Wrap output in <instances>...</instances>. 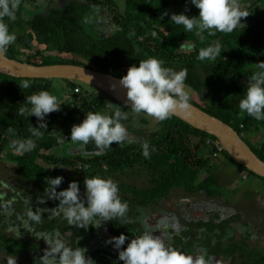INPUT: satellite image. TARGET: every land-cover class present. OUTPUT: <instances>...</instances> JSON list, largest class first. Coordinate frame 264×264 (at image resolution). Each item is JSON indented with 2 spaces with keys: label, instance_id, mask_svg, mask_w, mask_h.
<instances>
[{
  "label": "trees",
  "instance_id": "16d2710c",
  "mask_svg": "<svg viewBox=\"0 0 264 264\" xmlns=\"http://www.w3.org/2000/svg\"><path fill=\"white\" fill-rule=\"evenodd\" d=\"M71 1L48 14L33 12L29 16L25 13V4H34L37 0H20L16 19L3 18L10 33L16 36L15 43L8 47L5 56L33 66H82L120 79L127 75L130 67H138L141 60L148 58L163 60L164 67L177 72L187 69L185 84L201 100V105L190 101L191 104L229 125L264 162V135L257 146H250L245 137L256 134L264 121L241 114L239 109V102L244 98L252 75L264 63V24L242 27L232 33L217 31L210 35L205 32L202 40L195 31L185 32L183 26L171 22L173 14L168 10L167 1L124 0V11L110 20L115 32L103 35L95 24L85 22L91 10L97 6L105 7L102 1L87 0L86 4ZM216 41L222 45L221 56L215 60L198 59L200 50ZM184 43L192 47L191 53L179 52ZM54 80L57 79H26L0 72V189L4 185L12 187L7 189L9 194L5 203L11 205L13 219L25 223L26 227L25 235L8 233L4 226L5 217L2 218L0 264H8L10 259H16V264H42L40 259L47 248L45 241L39 239L40 233L59 231L73 248L86 249L96 228H79L62 215H53L52 210L59 206V201L45 195V178L59 176L64 177V182L57 192L66 190L71 182L76 181L84 201L86 179L100 177L119 185V196L127 202L128 211L124 218L104 224L109 234L115 237L123 234L128 238L120 251L144 233L143 228L134 222L141 209L158 207L173 199L204 198L219 205V209L210 212L202 223L209 264H213L215 259H219L220 264H264V246L259 243V238L264 240V230L254 226L261 220L252 219L254 225L249 223L251 226L247 228L246 237L232 238L230 233L235 225L248 227L250 219L239 214H226L221 206L224 202L229 206L230 199L223 193H236L238 175L248 174L262 181L263 185L264 179L236 163L225 150L212 158L219 165L211 168V160L202 157L203 149L214 152L215 145H207V141L220 143L174 116L159 121L158 130L146 139L139 138L131 144L114 143L111 148L101 151L90 142L84 145L80 157L52 155L50 151L59 149L65 140H71L72 127L81 124L90 111H106L108 115H113L119 108L127 114V119L121 121L126 129L131 126L136 114L131 107L112 100L104 93L95 94L87 85L61 80L69 92V109L59 117L49 114L44 121L46 131L40 139H36L30 129L38 127L37 118L22 117L18 115V109L25 106L27 96L40 91L58 96ZM24 81H29L31 87L21 88L19 85ZM29 138L36 141V147L31 152L18 154L9 147L13 140ZM144 142L155 149H150L149 159L142 155ZM222 164H227L232 170L219 171ZM13 198L15 201H11ZM41 198L46 202L39 204ZM29 208L34 212L42 210L39 223L28 218ZM45 209L47 211H43ZM252 237L257 239L252 242ZM194 250L190 247L185 251ZM86 257H90L94 264H123L119 253L116 256L99 250L86 254Z\"/></svg>",
  "mask_w": 264,
  "mask_h": 264
},
{
  "label": "clouds",
  "instance_id": "9594fccd",
  "mask_svg": "<svg viewBox=\"0 0 264 264\" xmlns=\"http://www.w3.org/2000/svg\"><path fill=\"white\" fill-rule=\"evenodd\" d=\"M191 3L200 10L198 18L173 14L171 22L183 26L185 32L195 31L202 40L205 32L210 35L217 31L232 33L242 28L241 20L248 16L238 0H191ZM19 5L20 0H0V56L5 55L8 47L16 41L15 34L10 33L3 18L7 17L14 21ZM221 47V43L216 41L202 48L198 59L215 60L217 56H221ZM179 50L193 49L186 47L184 43ZM187 76V69L177 72L164 67L163 60L148 58L141 60L138 67L135 65L130 67L127 75L122 77L119 83L127 90V101L135 113H144L158 121H164L177 112L191 114V97L185 84ZM19 86L28 89L31 83L24 81ZM24 105L18 109V115L37 118L38 127H31L30 132L33 137L40 139L47 129L45 118L60 111L62 103L58 96L49 91H40L27 96ZM239 109L241 114H247L257 121H264V63L260 64L259 71L252 75L244 98L239 102ZM126 119V112L119 108L113 115L90 111L81 124L72 127L71 142L80 145L93 142L101 151L111 148L114 143L123 144L128 139V130L121 121ZM9 132H12V129H9ZM9 147L18 154H25L35 149L36 141L31 138L13 140ZM150 149L155 150L148 142L142 144V155L145 159L150 158ZM45 182L47 184L45 195L49 199L59 201V206L52 210L53 215H62L70 224L79 228L89 226L99 228L101 222L124 218L128 211L127 202H123L119 196V185L111 179L100 177L86 179L84 181L87 190L86 201L81 199L80 186L76 181L71 182L66 190L59 192L57 188L64 182V177H46ZM39 202L43 204L46 201L41 198ZM27 216L31 221L39 223L42 219V210L37 209L34 212L29 208ZM153 233L152 228L148 226L142 235L131 240L125 250L119 251V260L123 261V264H209L206 254L186 255L166 245L161 237H154ZM39 237L50 249L40 259L42 264H94L90 257H86L87 249L77 246L73 248L59 231L40 233ZM127 239L121 234L119 237L111 238L107 243L120 250ZM8 264H16V259H10Z\"/></svg>",
  "mask_w": 264,
  "mask_h": 264
},
{
  "label": "rangeland",
  "instance_id": "374dc122",
  "mask_svg": "<svg viewBox=\"0 0 264 264\" xmlns=\"http://www.w3.org/2000/svg\"><path fill=\"white\" fill-rule=\"evenodd\" d=\"M65 1L72 2L71 0H37L34 4H25V10L26 14L31 16L32 13H50L55 9H58V6L61 2ZM81 3L87 2V0H78ZM102 1V3L105 5L103 6H97L95 7L96 16L87 18L89 15L88 13L86 15V21L91 22L95 24L99 32L103 35L106 34H112L115 32V28L111 25V18L114 15L120 14L124 11L125 8V1L124 0H99ZM169 4L168 10L172 14H184L188 16L189 18H198L200 14V10L197 9L192 3L191 0H165ZM239 4L241 5L242 10L247 12L248 16L246 18H242L241 25L243 27H249V26H258L264 24V0H238ZM88 3V2H87ZM91 3V2H90ZM117 6V10L116 7ZM186 47H191L190 45L185 44ZM192 48V47H191ZM180 53L183 54H189L192 51L187 50H180ZM54 84H56V89L58 91V97H60L61 100V110L58 112H54L55 117H59L63 112L67 111L69 109L68 101H69V93L67 90V87L65 83H62L61 80H54ZM88 86V85H87ZM93 89V92L95 94H102L99 89L94 88L92 86H89ZM186 90L188 91L191 101L195 102V104L201 105V100L190 90L186 87ZM105 115H108V112L104 111L102 112ZM238 123V121H237ZM159 128V121L153 117L147 116L144 113L135 114L134 119L132 121L131 126L127 129L128 130V139L124 142V144H131L134 142H137L139 138L146 139L148 135L155 132ZM264 135V123H262L259 126L258 131L254 135H247L245 136L247 139V142L249 145L257 146V143L261 141L262 136ZM196 143V140H195ZM83 148L84 145H80L78 143H73L71 140L64 141L63 144L60 146V150L55 151L53 153L50 151L49 153L52 155H56L58 157H80L83 154ZM203 155L202 157L207 158L211 160L210 166L211 168H216L219 164L212 160L213 152L209 151L207 148L206 150L203 149ZM222 161V159L220 158ZM226 171L228 169L232 170V167L229 168L227 164H222L219 166L218 170ZM234 174V171L231 172V175ZM237 176V175H236ZM246 176V175H244ZM244 176H237V191L234 195H232V192H224V196L226 198H229L230 201L228 202L229 206H226V203L222 204V208L225 209V213H236L241 211L244 213L245 219H249L250 217H254L253 213H260L263 220H262V229L264 230V185L262 181H260L257 178L248 176L247 179H244ZM4 185V184H3ZM11 189L12 187H9L7 185H4L0 189L2 191L0 193V196H2V201H0V224L2 225L3 219L10 216V219L13 220V222H6L5 221V229L6 231L13 232L18 236L25 235V223H22L20 221L13 219L12 213L13 210L11 209L10 204H6V198L9 194V191L7 189ZM4 189V190H3ZM14 199V198H13ZM11 201H15L14 200ZM14 203V202H12ZM11 203V204H12ZM40 204V202H39ZM4 214V215H3ZM4 218V219H5ZM6 220V219H5ZM27 231V230H26ZM243 234L245 233V230L240 231ZM237 235L241 233H236ZM254 240L255 238L252 237ZM259 242H263L261 244L264 245V240H260ZM46 244V243H45ZM47 251H49V247L46 244ZM89 252H86V254ZM213 264H220L219 259H215L213 261Z\"/></svg>",
  "mask_w": 264,
  "mask_h": 264
},
{
  "label": "water",
  "instance_id": "95a60500",
  "mask_svg": "<svg viewBox=\"0 0 264 264\" xmlns=\"http://www.w3.org/2000/svg\"><path fill=\"white\" fill-rule=\"evenodd\" d=\"M95 9L96 8L90 11L91 15L87 18L96 16L97 13ZM0 68L4 70L3 74L13 77L44 80L57 79L79 82L97 88L112 100L126 107H131L130 103H127L122 99L123 95L127 96V90L120 86V78L86 67L69 64L33 66L9 59L3 55L0 56ZM173 116L193 129L214 137L224 147L225 151L236 161V163L246 168L253 175L264 179V162L254 154L238 133L229 125L218 118L207 114L195 105H192L190 115L177 112L173 114ZM202 203L203 205L206 204L205 202ZM190 256L194 255L191 254Z\"/></svg>",
  "mask_w": 264,
  "mask_h": 264
},
{
  "label": "flooded vegetation",
  "instance_id": "af4514ba",
  "mask_svg": "<svg viewBox=\"0 0 264 264\" xmlns=\"http://www.w3.org/2000/svg\"><path fill=\"white\" fill-rule=\"evenodd\" d=\"M65 1L61 2L59 5L64 6ZM61 7V6H58ZM200 199L204 198H187V199H173L166 203L161 204L158 207H149L140 210L139 217L134 221L135 224H139L143 231L147 230V227H151L154 232L155 237H161L166 243V245L172 247L175 250L181 251L186 255L193 254L194 256L200 254L207 255V249L203 242V227L202 223L207 219L208 214L211 211L218 210V203L210 201L211 204L215 205L216 208H211L205 211L203 214L200 213ZM206 200V199H205ZM208 201V200H207ZM209 205V204H208ZM198 213V215H196ZM231 214H239L244 216V213L241 211ZM254 217H250L248 222V227H243L235 225L234 229L230 233V237L238 239L240 236L246 237V234H243L240 231L250 228L249 223L253 220H261L259 224L252 225L262 229V216L260 213H253ZM245 218V217H244ZM248 220V219H247ZM96 233L90 239L86 245L87 252L89 254L94 251L99 250L118 255L120 250L115 249L112 244L107 243L111 238L115 237L107 231L104 222H101V226L96 228ZM236 233H241L237 235ZM254 240H256V237ZM260 239V238H259ZM251 238V241H254ZM263 240V239H261ZM260 243V242H259ZM263 243V242H261ZM261 246H264L261 244ZM190 247H194V251L187 253L185 250ZM88 254V253H87Z\"/></svg>",
  "mask_w": 264,
  "mask_h": 264
},
{
  "label": "crops",
  "instance_id": "0c3cea01",
  "mask_svg": "<svg viewBox=\"0 0 264 264\" xmlns=\"http://www.w3.org/2000/svg\"><path fill=\"white\" fill-rule=\"evenodd\" d=\"M58 150H60V148L59 149H57V150H54V151H52L53 153H55V151H57L58 152ZM52 154V153H51ZM54 155V154H53ZM2 197V196H1ZM200 205H199V207H200V213H204L205 211H207V210H209V209H213V208H216V206L215 205H213V204H211L210 203V201H207V200H205V199H200ZM202 202H205L206 204L205 205H203V203ZM209 204V205H208ZM218 209H219V207H218ZM211 212H214V211H211ZM196 215H198V213L196 214ZM8 217H6L5 219V221L6 222H8V224H9V218H10V216L9 215H7ZM155 237V236H154Z\"/></svg>",
  "mask_w": 264,
  "mask_h": 264
},
{
  "label": "built area",
  "instance_id": "2783aa9c",
  "mask_svg": "<svg viewBox=\"0 0 264 264\" xmlns=\"http://www.w3.org/2000/svg\"><path fill=\"white\" fill-rule=\"evenodd\" d=\"M76 93H78V90H75ZM207 145H215V148H216V151L213 152L212 156L213 158H216L218 157L219 153L222 152V150H224L223 146L221 144H218V143H215V142H212V141H207L206 143ZM248 176H244V179H247Z\"/></svg>",
  "mask_w": 264,
  "mask_h": 264
},
{
  "label": "bare ground",
  "instance_id": "6f19581e",
  "mask_svg": "<svg viewBox=\"0 0 264 264\" xmlns=\"http://www.w3.org/2000/svg\"><path fill=\"white\" fill-rule=\"evenodd\" d=\"M0 72L3 73L4 70L0 68ZM122 99H123V101H125V102H127V103H130V102L127 101V96H126V95H123V96H122Z\"/></svg>",
  "mask_w": 264,
  "mask_h": 264
}]
</instances>
